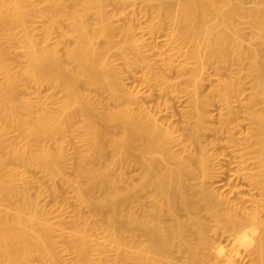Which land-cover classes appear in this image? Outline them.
I'll return each instance as SVG.
<instances>
[{
    "label": "bare ground",
    "instance_id": "bare-ground-1",
    "mask_svg": "<svg viewBox=\"0 0 264 264\" xmlns=\"http://www.w3.org/2000/svg\"><path fill=\"white\" fill-rule=\"evenodd\" d=\"M135 2L137 13L123 16ZM135 13L147 34L167 32L155 59L129 23ZM119 65L140 67L150 91L187 96L182 135L126 88ZM168 71L186 78L171 81ZM200 73L215 83L204 94ZM43 88L51 95L40 97ZM239 99L248 126L240 139ZM212 102L226 110L218 126ZM206 131L224 133L240 169L250 162L242 176L261 196L251 208L205 186ZM61 190L71 194V219L55 223L40 200L54 205ZM200 212L213 233L235 236L229 253L212 247ZM237 247L264 264V0H0V264H178L174 254L181 264H232Z\"/></svg>",
    "mask_w": 264,
    "mask_h": 264
},
{
    "label": "rangeland",
    "instance_id": "rangeland-1",
    "mask_svg": "<svg viewBox=\"0 0 264 264\" xmlns=\"http://www.w3.org/2000/svg\"><path fill=\"white\" fill-rule=\"evenodd\" d=\"M127 6L128 7L125 6V7L121 8V10L124 9V11H122V12L126 13V14H123V16L124 15L129 16V14L132 10L137 13V11L139 10L138 7L141 6V3L135 2V4L127 5ZM109 10H110V7H109ZM121 10H119V11L121 12ZM136 13H135V16H136V18H138L137 21H134V22L131 21L129 23H131L130 25H132V27H134V26H135L134 28L137 27L136 31L134 30V32H136L135 33L136 35L138 33L139 36H141L142 41H143V45L144 46L147 45L146 48L144 47L146 50L149 49L148 51H150V52L147 51L148 52L147 54L151 55V53L153 54V52H154L153 49H155L156 52H158V51L162 50L161 48H163L162 52H164V51L166 52V46L163 47V45H164L163 43H164L165 38H164V36L162 37L161 35H164L167 32H162L160 34L159 33L147 34V31H146L147 29H146V26L144 23V21H146L145 20L146 18L144 19V17L141 15L139 18V17H137ZM117 18L119 21L123 20L125 22L124 18L119 19V16ZM133 20H136V19L133 18ZM119 21H116V22L122 23V21L121 22H119ZM37 33H39V32L37 31ZM149 35H151L152 37H150ZM153 37H154L155 41L152 42ZM148 45L152 46V48H150V46H148ZM154 45H155V47H154ZM156 52L152 56H149V59H155L154 55L156 54ZM176 62L177 61L175 59V62L173 61V63L176 64ZM119 67H120L121 72H122L121 73L122 74L121 75L122 83L126 86V88L128 90H130L131 92L132 91L137 92V95L139 97V101L142 100L140 103L144 104V107L146 106L145 108L146 109L148 108V110H150L149 112L152 113V115H154L155 117H157L159 115L158 118H160L159 120H162L163 123H168L166 121H169V122L171 121V123L173 122V124L175 123L174 124L175 130L178 132V133L175 132V134H176L175 137H179V135H182L184 133L183 129H185L186 127L189 126L186 123V121H187L186 114H187V106H188L187 98H186L187 96L182 94V93L178 94L179 92H177V91H174L171 93H169L170 91L167 93H164L162 91H155L157 89L150 91V89H148L145 86V83L143 84L142 80L140 79V72L143 71L140 67L133 68L132 69L133 71L132 70L126 71L120 65H119ZM206 69H207L206 70L207 72L204 73L203 72L204 70H203L202 71L203 74L206 75V74H208V72H210L209 74H210V76H212L213 71L208 69V68H206ZM172 73H174V71H172ZM201 74L202 73H200V77H201ZM171 75L173 76L174 79H176L174 81H179V80L181 81L185 77L184 75H181L179 73L177 74V72H175L174 74H171V71H170V73L168 71L167 77L169 79H171V81L173 79L172 77H170ZM208 75H207V77L202 75V77H201L202 80H200L201 78L198 76V78H200L199 80L201 82V87H203L202 89H200L201 88L200 87L199 91H198L201 94H204V92H206L209 89L208 87H211L212 85L215 84L214 82H215L216 76L213 75L212 76L213 78L212 77L210 78V76L208 77ZM182 76H184V77L182 78ZM204 77H206L207 79L210 78L214 82H212V81L209 82L210 80L209 79L207 80ZM246 82L247 81H245L243 83L244 87H243V94L242 95L244 97L248 94V89H249V87H248L249 84L247 85ZM202 91H204V92H202ZM38 93H39L40 97L46 98V97H48V95H51L52 92H50V90H48L47 88H45V89L43 88L42 90L40 89ZM55 97H58V95H55ZM105 97H106L105 95L101 96V100L103 99L102 100L103 102L106 99ZM241 98H243V97H241ZM236 101H237V103H236ZM240 101L242 103H240ZM164 103H166L165 105L169 104L168 105L169 109L167 106L164 105ZM220 104L221 103H219V102H212V104H210L211 106L209 105L210 107L208 106L209 108L208 107L206 108V110L208 109L207 110L208 112L206 111L207 115L209 114L208 116L210 117V119L213 118V119H211V121L213 122L214 126H215V123L218 126L220 116L221 115L223 116V114H225V111H226L225 108H223L224 106L220 105ZM243 104H244L243 99L235 100L233 102V105H234L233 109L236 113L235 117H237V121H236V119H235V121L238 123H237V127L233 128L232 134H236L235 136L237 138H238V136H240L239 133L244 134L247 127H248L246 120L244 118L245 109H244ZM166 107H167V109H166ZM171 111H172V113H170ZM171 115H173V116H171ZM184 118L186 121H184ZM180 131H181V133H180ZM216 135L213 134L212 132L206 131V132L202 133L201 138H200L201 142L205 143L206 146L208 145V147H207L208 151L213 154L211 156V158L216 157V160L212 158L211 161L212 160L213 161L212 162L210 161L211 166L213 168V171L211 170V172L213 173V176H212V179L210 181H207L208 183H205V186L208 187L209 189H211L212 191H214L216 194H218V195H220V196H222V197H224V198H226L232 202H234V200H235L234 203H236L238 206H240V207L244 206L245 208L249 209L252 206L250 201L251 200H257L261 197L259 191L255 188H253L251 185L249 186L248 185L249 183L246 180H244V178L242 176V173H243L242 170H244L246 168L247 172H248V169L251 167L249 165L250 162H248L249 160H247L248 163H246V165H244L245 168L242 166V168L240 169L241 166L240 165H239L240 167L238 166V164L240 162V161H238V159H243V158L241 155H239L240 154V153H238L239 151L237 152L236 149H231V147L227 148L228 145L225 146V141H227V137L224 135V133H222L220 135H218V134H216ZM241 136L239 137V139L241 138ZM190 146H193V145L187 144L188 148H191ZM176 148H178V147H175V149ZM196 149H198V148L196 147L193 149V147H192L191 151H196ZM205 149H206V147H205ZM207 149H206V151H207ZM233 150H234V152H233ZM220 167H221V170H220ZM216 168L219 169V171ZM215 170H216V172L217 171L218 172L221 171V172L220 173L217 172L218 174L216 175V174H214ZM249 172H251V170H249ZM138 173H139V171L136 172V170H135V171H132L130 175L133 177V179L134 178L136 179L139 176ZM29 177L37 178L38 180H41V182L45 183V179L42 178L41 174H39L38 172L37 173L34 171L30 172ZM132 177H131V179H132ZM61 193L63 195V198L58 199L54 205L51 204V200L49 199V197L46 194H43L41 196V200H40L41 204L45 205L47 208H51L50 217H51L52 221L55 223L68 222L71 219V208H70V206L72 204L71 194L66 190H61ZM140 193H139L140 194L139 196H141V197L146 196V192L145 193L140 192ZM247 200H249V201L247 202ZM243 201H245V202H243ZM199 215H200V218L203 219V222L205 223V225H207V228H208L207 235L211 238L212 247H217V246L222 247L225 254L229 253V251H231L232 248H234L233 244H235V243H233V240H234L235 236H229L226 233H222L220 231H217V232L214 231V233H213V231H212V229L214 227L213 219L210 218L208 215H206L204 212H202V213L200 212ZM163 219H164V221H168L169 217L166 216V217H163ZM96 235H97V238L101 237L100 230L97 231ZM235 246H236V244H235ZM237 249H238V251L236 252ZM237 249L235 250L236 255H234L233 257L230 258L231 261L233 260L232 264H254V262L252 261L251 256H250V249L249 248L245 249L243 247H241V248L237 247ZM58 250L61 253L60 254L61 259L64 262L69 261L70 255L64 251L61 243L58 244ZM205 253L207 255L211 256L210 258L213 257V259H214L215 254H214L213 248L207 250ZM182 260L183 259L181 258V256L179 254L173 255V258H172L173 262L181 264Z\"/></svg>",
    "mask_w": 264,
    "mask_h": 264
}]
</instances>
